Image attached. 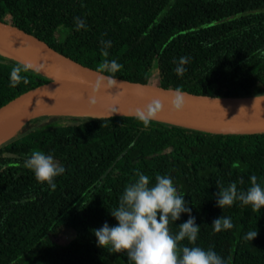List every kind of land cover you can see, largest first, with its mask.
I'll return each instance as SVG.
<instances>
[{"label": "trees", "instance_id": "1", "mask_svg": "<svg viewBox=\"0 0 264 264\" xmlns=\"http://www.w3.org/2000/svg\"><path fill=\"white\" fill-rule=\"evenodd\" d=\"M75 17L86 28L76 30ZM0 20L14 24L56 51L100 70L105 59L123 68L157 69L155 84L193 93L243 96L264 93V0H0ZM102 41H111L108 55ZM180 57H188L183 76ZM23 65L0 51V106L48 79L33 70L10 86ZM147 82V81H146ZM69 120V121H68ZM72 121V122H70ZM65 168L55 190L23 166L32 151ZM142 172L155 183L170 175L200 225L195 245L212 248L227 264H264V206L236 201L217 206L219 187L255 175L264 186V133L214 134L134 116L52 114L30 119L0 144V264H131L125 252L97 246L94 229L117 224L110 211ZM231 217L234 227L215 232L212 222ZM189 213L169 224L173 233ZM74 230L65 243L58 229ZM257 230L251 241L245 236Z\"/></svg>", "mask_w": 264, "mask_h": 264}, {"label": "water", "instance_id": "2", "mask_svg": "<svg viewBox=\"0 0 264 264\" xmlns=\"http://www.w3.org/2000/svg\"><path fill=\"white\" fill-rule=\"evenodd\" d=\"M0 51L23 65L33 64V71L48 79L0 106V127L15 120L20 122L0 144L38 116H133L131 110L143 107L153 98H159L164 105L154 121L214 134L264 133V93L216 96L182 90L185 106L174 111L170 99L176 88L116 76L113 77L116 83L111 85V75L56 51L40 38L3 20H0ZM101 76L103 80L99 79ZM92 96L94 104L89 102ZM91 107H101L100 112H90ZM114 109L118 111L114 113Z\"/></svg>", "mask_w": 264, "mask_h": 264}, {"label": "clouds", "instance_id": "3", "mask_svg": "<svg viewBox=\"0 0 264 264\" xmlns=\"http://www.w3.org/2000/svg\"><path fill=\"white\" fill-rule=\"evenodd\" d=\"M74 21L76 30L86 28L80 17H75ZM102 44V52L107 57V49L112 46V42L102 41ZM188 62V57H180L176 67L178 76H183L187 71L184 65ZM99 67L101 72L115 74L123 65L114 59H105ZM33 69L34 65L31 63L14 65L9 76L10 86L27 83V78L22 73ZM113 77L115 76L109 77L111 85L116 83ZM99 79L103 80L104 77ZM96 87H99V81ZM89 102L94 104L95 97H89ZM170 106L174 111L184 108L185 94L181 89L177 88L171 93ZM163 108V102L159 98H153L143 107L131 110V115L148 128ZM117 111L114 109V113ZM23 166L33 172L38 182L47 183L52 190L56 188L55 177L65 172V168L52 156L39 150L32 151L30 157L24 160ZM137 176L134 182L125 186L118 206L110 211L117 224L110 226L105 222L102 227L93 230L98 247L108 248L112 253L125 252L131 264H227L212 248L206 250L200 246L181 247L180 242L185 239L189 244L195 245L200 225L190 215L191 209L183 198L184 193L179 191L170 175L157 174L154 184L142 172H137ZM248 180L250 186L247 189L238 187V184H244L243 177L230 182L227 187H219L216 193L217 206L223 209L239 201L242 205H250L253 211H259L264 206V186L255 175ZM181 213H189V218L179 224L178 231L173 233L169 224L179 219ZM212 226L215 232H221L232 229L234 224L231 217L221 216L212 222ZM256 236L257 230L249 231L245 239L251 241Z\"/></svg>", "mask_w": 264, "mask_h": 264}, {"label": "rangeland", "instance_id": "4", "mask_svg": "<svg viewBox=\"0 0 264 264\" xmlns=\"http://www.w3.org/2000/svg\"><path fill=\"white\" fill-rule=\"evenodd\" d=\"M132 78L134 81H139V82H148L155 84L157 82V69L156 66L153 65L149 70L147 71H141L138 69H133L131 71ZM85 117V116H83ZM69 121V120H68ZM72 122V121H70ZM74 235V230L70 228H65L62 227L58 229V232L54 236V239L59 242V243H65L67 242L72 236Z\"/></svg>", "mask_w": 264, "mask_h": 264}, {"label": "bare ground", "instance_id": "5", "mask_svg": "<svg viewBox=\"0 0 264 264\" xmlns=\"http://www.w3.org/2000/svg\"><path fill=\"white\" fill-rule=\"evenodd\" d=\"M99 109L101 107H91L90 112H100ZM20 122L18 120L9 122L3 126L0 127V141H3L7 139L13 132L14 130L19 126Z\"/></svg>", "mask_w": 264, "mask_h": 264}]
</instances>
